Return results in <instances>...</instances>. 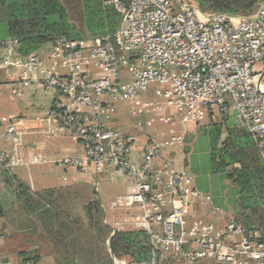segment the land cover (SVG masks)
Listing matches in <instances>:
<instances>
[{
    "label": "built area",
    "instance_id": "obj_1",
    "mask_svg": "<svg viewBox=\"0 0 264 264\" xmlns=\"http://www.w3.org/2000/svg\"><path fill=\"white\" fill-rule=\"evenodd\" d=\"M105 3L121 14L115 33L90 40L58 35L52 42L50 57L67 68V75L46 68L38 54L20 56L14 38L2 42L0 69L17 74L19 85L32 83L59 96L52 116L86 148L85 156L66 158L67 165L134 181L136 191L117 198L115 206L138 208L134 228L147 232L154 249L146 260L113 255L115 264H159L162 254L191 263L212 257L217 264H264V242L257 232H248L235 219L221 228L222 209L207 211L211 196L171 161L158 164L155 146L146 149L142 164L128 160L130 140L108 121L124 103L135 118L155 112L169 123L179 116L185 124L197 122L210 109L227 115L233 110L264 159V2L248 16L203 12L173 0ZM15 132L10 124L0 140ZM8 157L0 151V162L18 161ZM196 208L203 211L194 218ZM214 215V221L207 220Z\"/></svg>",
    "mask_w": 264,
    "mask_h": 264
},
{
    "label": "trees",
    "instance_id": "obj_2",
    "mask_svg": "<svg viewBox=\"0 0 264 264\" xmlns=\"http://www.w3.org/2000/svg\"><path fill=\"white\" fill-rule=\"evenodd\" d=\"M105 1L0 0V23L5 27L0 46L6 38L17 39L18 53L26 57L37 54L58 35L87 40L113 34L121 25V14L115 5ZM263 2L199 0V6L203 12L248 16ZM228 116L209 123L206 128L212 171L223 173L235 187L238 203L235 220L248 232H257L259 240L264 242V159L247 128L228 123ZM94 194L89 184L47 189L35 195L22 194L26 210L40 221L57 263L115 264L112 255L118 260L149 259L154 246L147 232L137 229L110 235L112 228L104 223V211ZM162 256L159 264L182 259L180 255Z\"/></svg>",
    "mask_w": 264,
    "mask_h": 264
},
{
    "label": "crops",
    "instance_id": "obj_3",
    "mask_svg": "<svg viewBox=\"0 0 264 264\" xmlns=\"http://www.w3.org/2000/svg\"><path fill=\"white\" fill-rule=\"evenodd\" d=\"M52 50L53 44L49 43L41 48L37 54L42 58L46 68L67 75V68L51 59ZM4 55L5 50L1 45L0 56ZM21 69L18 68L17 73ZM10 72L0 69V133L6 130L10 124L15 125L16 132L13 137L0 140V151L6 153L9 160L17 159L18 161L10 166L0 162V261L12 264H58L53 248L45 240L44 235L40 236V242L47 246V252L42 254L32 245L30 246L31 255H28L21 246L24 243L25 246L29 244L24 240L21 241L18 237L22 233L24 235L26 230L24 227L6 222L7 208L4 207V202L7 203L9 200L16 201L19 212L30 214L37 219L35 215L26 210L23 204L22 194L25 192L35 195L47 189L89 184L95 190L93 197L99 200L104 211V223L112 228L110 235L114 234L115 231L137 230L133 223L138 214V208H118L115 206L117 198L132 193L126 191L113 195L108 192H101L98 179L104 178L114 182L124 181L136 187L134 181L128 176L116 174L99 176L93 170L83 172L67 165L65 163L66 158L83 157L86 148L83 140L74 138L67 130L62 129L58 121L52 116L54 103L61 99L52 92L32 83L19 85L17 74ZM85 79L82 76L81 80ZM14 89L17 91L14 92ZM129 109L126 103L120 105L117 112L108 120L112 127L118 129L124 137L130 140L133 152L128 160L137 165L142 164L146 149L155 146L160 153L157 160L158 164L161 163V160L171 161L178 171L193 178L194 185L202 193L211 196V204L207 211L214 207L222 209L223 220L219 223L221 228L226 221L235 219L228 217L224 205L216 203L215 195L212 196L211 193L199 187L195 175L188 169L190 166L188 154L196 137L191 140L190 138L198 133L199 126L209 125V123L216 121L218 113L222 112L210 109L204 111L201 120L185 124L181 121L180 116L175 117L171 123L160 121L158 119L160 115L155 112L135 118ZM222 114L224 117L227 116V114ZM228 115H230L228 118L232 120L231 123L238 125L235 114L231 115L230 113ZM152 117L155 118L154 121H151ZM179 134L183 135L181 141L177 139ZM168 141L169 143L166 144ZM17 187L23 188L22 192H19ZM13 209V211L18 212L15 204ZM79 211L84 214L82 210ZM202 211L203 209L196 208L192 212L193 217L202 215ZM216 216H207L206 218L208 221H214ZM18 233L20 234L17 235ZM168 255L176 256L175 254ZM179 257L182 258L180 261L183 260L182 262L186 264H201L208 260L217 264L212 257L203 258L199 261L200 263H191L186 258Z\"/></svg>",
    "mask_w": 264,
    "mask_h": 264
},
{
    "label": "rangeland",
    "instance_id": "obj_4",
    "mask_svg": "<svg viewBox=\"0 0 264 264\" xmlns=\"http://www.w3.org/2000/svg\"><path fill=\"white\" fill-rule=\"evenodd\" d=\"M176 4L178 2H186L187 4L194 5L197 8L200 9L199 6V0H173ZM4 23H0V38L3 37L4 34ZM93 39V38H91ZM86 40V39H85ZM90 40V39H87ZM260 68V66H258ZM264 83V78H263ZM219 115L216 117L215 122H220L223 120L224 116L222 113H218ZM234 114V111L232 110L231 115ZM232 120L227 118V122L230 123ZM198 127V126H197ZM206 127L208 125L204 124L203 126H199L198 133H195V135L190 138L194 140L193 144L191 145V150L188 154V160L190 163L189 171L193 173L196 177L197 183L199 187L205 191H208L211 193V195L216 196V203H221L225 206L227 209V215L230 218H234V214L238 212V203L237 200V194L235 191V187L233 184L225 177L223 173L216 174L212 171V163L210 159V144H209V137L206 133ZM205 130V131H204ZM99 176H104V173L98 174ZM100 183L101 192H108L111 194H119L128 192H135L136 187L130 185V183H125L124 181L121 182H114L112 180H107L104 178L98 179ZM18 186V185H17ZM19 192H22L23 188L17 187ZM19 194V193H18ZM218 195V196H217ZM10 199H12L10 197ZM15 200L8 202H4V207L7 208L6 212V222L10 223L12 225H16L19 227H24L26 230V233L23 235L20 234V240H24L26 243H28V246H21L26 252V254L31 255L30 246L36 247V249L39 250L40 253L45 254L47 252V246L44 243L40 242V236H43V230L42 226L39 220H37L34 216H31L27 213L19 212L18 205ZM18 201V200H17ZM15 207L17 208L18 212L13 211ZM29 215V216H28ZM42 234V235H41ZM164 258L162 256L160 258V261ZM165 264H186L182 261H171L170 259L166 261ZM201 264H214L213 261L208 260L204 261V263Z\"/></svg>",
    "mask_w": 264,
    "mask_h": 264
}]
</instances>
